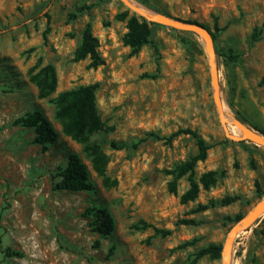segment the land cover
<instances>
[{
    "label": "rangeland",
    "instance_id": "374dc122",
    "mask_svg": "<svg viewBox=\"0 0 264 264\" xmlns=\"http://www.w3.org/2000/svg\"><path fill=\"white\" fill-rule=\"evenodd\" d=\"M132 1L151 14L209 30L224 112L264 132V0ZM128 10L135 13L120 0H0V264H188L201 249L223 246L236 216L243 218L264 198V147L237 140L241 132L231 122V137L226 135L203 40L157 23L151 26L153 44L131 56L123 41L127 22L116 19ZM87 24L105 60L98 69L89 68V60L74 61ZM46 64L55 66L58 88L43 100L29 70ZM90 84H99L104 123L91 143L108 156L107 176L118 182L111 188L93 171L84 145L64 135L55 116L56 96ZM36 110L59 135L46 148L32 143L34 130L14 124ZM186 129L211 146L195 178L213 171L216 182L208 190L201 186L198 198L184 205L179 197L189 183L179 180L174 195L167 171L197 152L189 135L168 141ZM71 154L87 166L93 190L54 188ZM94 208L112 215L111 236L94 231V218L87 215ZM141 221L152 228L134 229ZM155 229L170 234L156 235ZM263 233L264 215L237 235L233 264H264ZM6 248L20 256H6ZM198 264L222 261L206 256Z\"/></svg>",
    "mask_w": 264,
    "mask_h": 264
},
{
    "label": "trees",
    "instance_id": "16d2710c",
    "mask_svg": "<svg viewBox=\"0 0 264 264\" xmlns=\"http://www.w3.org/2000/svg\"><path fill=\"white\" fill-rule=\"evenodd\" d=\"M168 17L170 15L164 14ZM173 18V17H171ZM117 20L127 22V33L124 36V44L130 48V55H137L141 49L147 45L153 44L151 40V26L159 24L148 22L145 18L138 16L136 13L130 15V11L123 12L116 16ZM180 20V19H177ZM182 21V20H180ZM187 23L198 24L194 21H183ZM45 41L47 33L44 34ZM215 42V36L212 34ZM254 39L258 37L255 34ZM155 50L158 49L155 47ZM232 53V52H231ZM219 56L223 55L220 52ZM230 59H235L233 54L229 55ZM89 60V68L98 69L105 64V60L99 51V40L94 35L91 24H87L82 32L81 41L78 45L74 61L80 62ZM155 77V76H154ZM29 80L35 85L39 99H49L52 97L58 88V74L56 68L52 64L44 66H34L29 70ZM99 84L83 85L77 88L61 92L53 99L56 106V119L62 126V132L71 140L83 144L85 154L91 159L93 171L102 178L103 185L107 188L115 187L118 182L111 180L107 176L108 156L99 144L91 143V138L104 131V123L101 119L97 105V91ZM244 123L243 120L239 119ZM15 125L22 126L27 129H32L35 132L33 144L41 145L46 148L49 145L55 144L58 140V133L52 126L50 120L43 114L42 111L36 110L27 113L25 116L18 118ZM257 130L256 128H254ZM259 131V130H258ZM261 134L264 135V132ZM180 135L191 136L196 143L197 152L189 157L185 162H182L174 169L167 171V174L173 176V180L169 184L171 193L178 196V181L186 178L189 183V188L182 195L180 201L182 204H188L196 200L199 196L201 186L208 190L215 184V172L210 171L204 173L199 181L195 178V170L199 162H204L207 159L208 151L211 148L207 142L193 130H180L168 138L172 141L173 138ZM112 147L120 148V145L112 142ZM57 177L60 179L55 184V189L69 192H83L93 190V185L90 182V175L87 166L77 154H71L68 158L66 167L60 169ZM232 200L227 199L225 203H230ZM207 209L206 206H200L199 211ZM87 215L94 218V231L100 233L104 237L111 236L115 231V221L112 215L106 208H94L87 212ZM241 215H237L235 221H239ZM186 223H193L186 221ZM136 230H145L152 228L145 222L133 226ZM156 235L166 236L170 232L155 229ZM264 234V233H263ZM223 246L221 244H212L197 252L188 264H198L203 257H210L213 260H219L222 257ZM4 253L8 257L20 256L19 253L12 251L10 248L4 249Z\"/></svg>",
    "mask_w": 264,
    "mask_h": 264
},
{
    "label": "water",
    "instance_id": "95a60500",
    "mask_svg": "<svg viewBox=\"0 0 264 264\" xmlns=\"http://www.w3.org/2000/svg\"><path fill=\"white\" fill-rule=\"evenodd\" d=\"M124 5L129 9L137 13L139 16L145 18L148 22L160 23L169 28H173L180 31L192 32L199 36L206 48L208 54V63L210 67L212 86H213V95L214 101L219 111L220 121L225 130V133L228 137H231L228 132L229 123L226 119V115L223 108V102L220 95V79L218 68L216 64V49L214 39L211 35V32L207 30L204 26L200 24L187 23L175 18L168 17L164 14H146L145 12L139 10L130 0H120ZM233 118V117H232ZM232 126L237 127L241 131V135L237 140H243L251 142L255 145L264 147V135L250 128L240 120L233 118V121L230 123ZM264 215V198L258 202L254 208L240 219L231 229L225 244L222 249V264H233V245L237 235L243 231L249 229L260 217Z\"/></svg>",
    "mask_w": 264,
    "mask_h": 264
},
{
    "label": "bare ground",
    "instance_id": "6f19581e",
    "mask_svg": "<svg viewBox=\"0 0 264 264\" xmlns=\"http://www.w3.org/2000/svg\"><path fill=\"white\" fill-rule=\"evenodd\" d=\"M130 1H131V3H133V5H135L139 10L145 12L146 14H151V12H150L149 10L145 9L144 7L140 6L139 4H137L136 2H134V1H132V0H130ZM225 115H226V119H227L228 122H232V121H233V118H232L230 115H228V114H226V113H225ZM239 131H240V130H239ZM240 132H241V131H240Z\"/></svg>",
    "mask_w": 264,
    "mask_h": 264
}]
</instances>
